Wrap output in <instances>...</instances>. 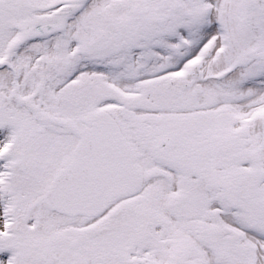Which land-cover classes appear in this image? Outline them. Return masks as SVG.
I'll return each mask as SVG.
<instances>
[{
    "label": "snow or ice",
    "instance_id": "obj_1",
    "mask_svg": "<svg viewBox=\"0 0 264 264\" xmlns=\"http://www.w3.org/2000/svg\"><path fill=\"white\" fill-rule=\"evenodd\" d=\"M0 264H264V0H0Z\"/></svg>",
    "mask_w": 264,
    "mask_h": 264
}]
</instances>
